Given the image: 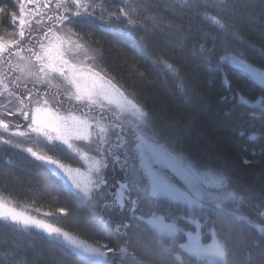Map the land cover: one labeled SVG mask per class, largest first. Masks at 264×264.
<instances>
[{
	"label": "snow or ice",
	"instance_id": "snow-or-ice-1",
	"mask_svg": "<svg viewBox=\"0 0 264 264\" xmlns=\"http://www.w3.org/2000/svg\"><path fill=\"white\" fill-rule=\"evenodd\" d=\"M230 3L231 0H177L181 7L199 10L203 6L204 11L199 14L206 21L226 35L231 33L239 37L235 25L221 15L229 11ZM120 4L117 10H109L106 0H55L57 11L46 16L43 10L50 7L51 0H19V16L12 13L13 22L17 19L19 22L18 38L5 40L0 36V60L7 53L9 59L4 63L8 70L19 73L14 76L13 85L20 87L19 81L31 79L36 90L27 89L25 84V93L13 92L5 82L7 75L0 71V96L7 92L8 96L15 97V113L28 121L25 129L21 130L19 124L12 129L9 121L0 119V130L25 139L35 134L36 143L24 146L4 135H0V143L29 153L53 176L62 179L77 196L91 202L93 208V197L98 193L104 201L102 209L122 217L116 222L111 215L107 219L101 216V219L113 234L123 238V243L113 247L100 240L89 242L76 232L60 226V217H67L68 209L57 207L55 211L40 215L41 210L35 208L33 211L38 215H33L29 211L30 206H17L2 193L0 222L19 226L25 231L32 228L41 230L49 239L86 264H148L131 246L133 235L136 242L159 260L160 264H185V257L194 258L202 264H232L233 240L241 241L246 249L245 264H264V185L259 189L249 184L236 187L225 171L226 166L200 165L186 158L182 152L169 147V141L175 143L171 137L162 143L164 130L156 129L145 105L139 102L138 94L129 93L116 81V77L104 74L103 70H96L95 61L100 53L98 49H91L87 43L90 34L74 31L73 25L77 23L95 25L99 21L102 27L122 24L132 39L136 38L135 33H144L139 36V42L144 49H148V34L152 29L160 27L161 18L149 12L144 0H120ZM27 5L34 7L29 9ZM209 7L215 8L216 14L209 12ZM4 11L0 7V12ZM45 19L49 23L47 30L42 31V39L37 41L39 50H36V46L25 47L23 42L26 34L31 36L33 21L39 28ZM169 27L172 25L169 24ZM177 31L181 33L180 39L185 40L183 29L178 28ZM209 39L212 40L210 48L206 46ZM201 40L203 42L198 45L199 52L209 57L215 54L217 37L203 33ZM249 46L256 47L251 43ZM259 52L264 56V47ZM11 57H16L15 63ZM153 63L163 65L167 72L179 77V67L163 56L154 57ZM224 64L241 71L261 89L260 96L255 100L239 95V102L259 109L264 116V65L254 64L244 51L233 48L226 39L223 41L218 66ZM128 69L130 75L141 81L144 79L145 73L135 63L128 64ZM57 75L70 89H74L66 90L64 95L78 102H86L88 112L79 116L71 113L62 115L52 107L53 101L48 98V90L52 87L60 88V84L55 83ZM224 79L228 83L227 74ZM36 85L43 86L45 90L42 92ZM177 87L191 99L182 80H178ZM54 96H60L59 90ZM221 99L226 101L227 97ZM0 108L6 109L7 105L0 104ZM97 108L101 113L107 109L111 119L91 116L90 113ZM7 115L14 113L7 112ZM224 115L228 117L231 112L227 111ZM110 132L114 138L109 135ZM245 134V130H239L240 136ZM94 136L95 145L91 150L97 155H91L89 150L74 143L85 141L92 145ZM40 138H43L45 145L54 146L57 142L66 145L85 162L86 171L73 167L57 155L49 154L41 146ZM247 138L255 141L257 136L253 132ZM109 158L124 173L123 181L117 182L119 186L114 192L107 190L108 181L104 175V170L109 166ZM136 160H139V165L135 163ZM243 162L252 163L247 159ZM162 169H168L179 177L182 186L174 183ZM142 199L154 204L167 202L169 205H177L181 211L176 214L169 207L167 214H145L140 208ZM249 208L254 217L249 214ZM212 215L224 221L220 229L216 228ZM239 224H247L254 231L251 235H245L236 227ZM183 225L191 227L185 228ZM142 233L148 236L144 237ZM181 238L185 242H180ZM0 264H26V261L17 258L11 251L0 250Z\"/></svg>",
	"mask_w": 264,
	"mask_h": 264
},
{
	"label": "trees",
	"instance_id": "trees-1",
	"mask_svg": "<svg viewBox=\"0 0 264 264\" xmlns=\"http://www.w3.org/2000/svg\"><path fill=\"white\" fill-rule=\"evenodd\" d=\"M15 2L16 0H0V7L5 9L0 12L2 29H5L12 19ZM169 9L173 10L176 16L177 26L170 22L167 24L183 29L186 39H168L161 27H158L148 34V50L153 58L163 56L179 67L180 74L177 78L163 72L154 64L153 60L142 52L143 46L140 42L122 35L115 29L102 27L98 23H79L75 31L90 34L87 43L92 49L99 50L101 68L107 75L116 77V81L128 92L138 94L139 102L145 105L156 129H163L162 136L175 140V144L181 147L179 148L188 159L197 161L200 165L226 166L225 171L234 186L249 184L259 189L264 185V116L259 109L241 104L239 95L255 100L260 96L261 89L241 71L227 64L216 65L215 59L221 55L223 41L226 39L233 48L244 51L254 64L264 65V56L259 52V49L264 47V0H231L229 11L221 13L229 23L235 25L239 37H234L231 33L226 35L206 21L199 14L204 9L181 6ZM208 11L216 14L215 8ZM203 33H211L217 37L216 52L210 57L199 52L198 45L203 42ZM249 43L255 44L256 47H250ZM206 46H212L211 39L207 41ZM131 63H135L138 69L145 73L142 81L129 74L128 64ZM225 74L228 83H225ZM178 80L183 81L191 99L178 89ZM221 97H227V100H222ZM227 111L231 112L228 117L224 115ZM240 129L245 130V136L239 135ZM253 132L257 139L250 141L247 137ZM55 154L64 162L72 163L63 150L59 149ZM244 159L252 163L245 164ZM0 193L10 197L20 206L39 208L44 212L64 207L69 210V215L60 217V226L76 232L89 242L100 240L109 246L116 243L114 234L103 224L101 217L93 214L85 203L66 187L62 179L53 176L41 163L26 154L8 152L7 149L0 148ZM167 207H171L173 212L176 208L181 211L177 205L167 204ZM248 212L254 217L251 208ZM57 216L60 214L57 213ZM211 219L216 222L217 229L224 224V221L215 215H212ZM201 222L203 223L202 220ZM236 227L245 235H251L254 231L247 224H239ZM141 235L148 236L143 233ZM183 241L184 238H181L180 242ZM131 246L148 264H160L159 260L136 242L135 235ZM231 246L232 264H245L246 249L242 242L233 240ZM0 250L13 252L17 258H23L26 264H86L42 234L26 233L2 222ZM185 264L202 262L185 257Z\"/></svg>",
	"mask_w": 264,
	"mask_h": 264
},
{
	"label": "rangeland",
	"instance_id": "rangeland-1",
	"mask_svg": "<svg viewBox=\"0 0 264 264\" xmlns=\"http://www.w3.org/2000/svg\"><path fill=\"white\" fill-rule=\"evenodd\" d=\"M144 2L145 3H151V2L153 3V1H150V0H144ZM161 3H163V5L167 8H171L173 6H179L177 4V0H164V1H161ZM120 6H121L120 0H106V7H108L109 10H117ZM32 7H34V6L33 5H27V8H29V9ZM211 8L212 7H209L208 9H211ZM43 11L45 12L46 16L47 15H53L57 11L55 8V0H51L50 7L44 9ZM15 13L17 14V17H18L19 16V0H16V2H15ZM48 23L49 22L45 19L44 24L38 28V26L33 21L32 26H31V36L29 37L26 34L25 40L23 42L25 47L36 46V50H39L38 45H37V41L42 39V31L47 30L46 26L48 25ZM97 23L100 24L99 21H97ZM149 25H150L149 27L151 28V24H149ZM18 28H19L18 19L15 22H13V20L11 19L9 22V25H7L5 29H2L0 27V36H2L5 40L18 38V36H17ZM108 28L112 29V30L115 29L118 32L122 33V35H127V28L125 25L121 24V25H116V26L108 27ZM73 29H74V25H73ZM26 33H27V28H26ZM141 33L142 32L135 33L136 38L133 40H136L137 42H139V36ZM25 55H27V53H25ZM8 59H9L8 54L4 53L3 60H0V71L4 72L7 75V80L5 82L8 83L9 88L13 92H16L17 94H22V93H25L24 85L26 84L27 89H31V90L35 91L36 89L34 88L31 79H22L21 81H19L18 83H20V87H16L15 85L12 84V80H13L14 76L19 75V73L8 70L7 64L4 63V61H7ZM11 59H12L13 63L16 62V57H11ZM89 63H91V61H89ZM159 67L161 68V70L163 72L169 73L163 68V65H162V67L161 66H159ZM95 68H96V70H103L101 68L100 63H99L98 56H97V59L95 61ZM103 73L106 74V72L104 70H103ZM170 75H173V74L170 73ZM173 76L177 78V76H175V75H173ZM55 83L60 84V88L57 89L55 87H52L48 90L49 91V97L48 98L53 101L52 107L55 110L59 111L60 114H62V115H68L71 113V114H75L78 116L82 115L85 112H88L86 102H78L75 99H69L68 97H66L64 95V92L66 90L74 91V89H70L69 86L61 78L58 77V75H57V79L55 80ZM36 88H40V90L42 92L45 90L44 87L41 85H36ZM58 90L60 92V96L56 97V96H54V93H56ZM9 101H11V103H8ZM57 101H59V102H57ZM0 104H6L7 105L6 109L0 108V119H4L6 121H9L10 122V128H12V129H14V126L16 124H19L21 126V130H24L28 121H25L23 119V117L19 115V113H15V108L17 106L16 98L8 96L7 92H5L2 96H0ZM7 112H13L14 115H7ZM90 115L93 117L106 116V117H108L109 120L111 119V113L107 109H105L103 113H101L100 109H98V108L93 109V111L90 113ZM0 135H4L6 138L12 139L14 142H19V143L23 144L24 146H30V145H34L36 143L35 134H33V136L31 138L25 139V138H21V137L11 136L9 133H3L2 130H0ZM109 135L114 138L112 132H110ZM168 138H169V136H162L161 142L162 143L165 142V140ZM74 143L84 150H89L91 155H97V153H95L94 151L91 150L94 148V145H95V136L93 137V144L92 145H89L85 141H74ZM40 144H41V146L45 147L46 150L49 151V154L56 155L55 153L57 152V150H59V149L63 150L64 153L68 154V156L71 158V160H72L71 165L73 167H80L82 171H86L87 166H86L85 162L79 156H77L75 153L71 152V150H69L66 145H62L59 142H57L56 145H54V146L53 145H45L43 142V138H40ZM169 147L174 148L177 152L183 151L182 149H180L181 148L180 146H179L180 147L179 148L177 144L172 143L171 141H169ZM0 148H5V149H7L8 152H11V151H13L15 153L20 152V153L26 154L29 157H31V155L29 153L22 151L21 149L15 148L11 145H5V144L0 143ZM182 153L187 158V156L184 154V151ZM31 158H33V157H31ZM33 159H35V158H33ZM122 159H123V157H122ZM37 162H39V161H37ZM135 163L137 165H139V160H136ZM162 171L167 176H169L173 180L174 183H176L178 186H182V181L180 180L179 177L173 175V173L171 171H169L168 169H162ZM104 175L108 181L107 190H111L113 192L116 191V189L119 186L117 182H121L124 179V173L121 171L120 166L118 164L113 165L111 158H109L108 168L104 170ZM65 185H66V183H65ZM66 187H68V186L66 185ZM72 192L75 195H77L73 190H72ZM105 198L111 199V197H105ZM93 199L95 201V207L94 208L92 207L91 202H86L85 200L81 199L93 214H95L99 217L103 216L104 219H107L109 217V215H111V218L114 222L122 219V217L119 214H117L115 212L109 213L107 210L102 209V204L104 203V201L100 199L98 193L94 194ZM167 204H168L167 202H161L160 204H154V203H152L146 199H142L141 204H140V208H141L142 212L145 214H149L152 212H156L157 214H161V213L167 214V210H168ZM17 206H20V205L17 204ZM20 207H22V206H20ZM29 211H31L33 215H38L35 211H33L32 208H29ZM43 212L44 211H41L40 215H42ZM173 213L179 214L178 209L177 208L174 209ZM102 222H103V220H102ZM2 224L8 225L12 228L18 229V230L26 232V233L38 232L42 235H46L41 230H38L35 228H32V229L25 231V230L21 229L19 226L6 224L3 222H2ZM183 226L185 228L191 227L190 225H183ZM143 234H146V233H143ZM114 236L116 238V243L113 245V247L121 245L123 243V238L117 237L115 234H114ZM183 242H185V241H183Z\"/></svg>",
	"mask_w": 264,
	"mask_h": 264
},
{
	"label": "bare ground",
	"instance_id": "bare-ground-1",
	"mask_svg": "<svg viewBox=\"0 0 264 264\" xmlns=\"http://www.w3.org/2000/svg\"><path fill=\"white\" fill-rule=\"evenodd\" d=\"M150 1H153V3H147L148 4V10L150 13H155L156 15H158L160 18H161V24H160V27L161 29L163 30V34H165V37L168 38V39H174V38H179L180 39V35L181 33L177 31L178 28L180 27H169V25L167 24L168 22H170L171 24L177 26L175 23L176 20V16L173 14V10L165 7L163 5V3H161V1H164V0H150ZM201 10L204 9V7L202 6L200 8ZM148 13H145V15H147ZM174 21H172V20ZM97 23V22H96ZM79 24V23H77ZM77 24H74V31L75 29H77ZM99 24V23H98ZM150 24V22H149ZM150 26V25H149ZM204 31V30H203ZM199 34L201 32H198ZM128 37V36H127ZM192 45V44H190ZM193 46V45H192ZM92 49V48H91ZM142 52H144L150 59H154L152 57V54L149 52L148 49H144L142 47ZM220 56V55H219ZM219 56L215 59V63L216 65H219ZM215 58V57H214ZM169 61V60H168ZM170 62V61H169ZM157 66H161L160 64H156Z\"/></svg>",
	"mask_w": 264,
	"mask_h": 264
}]
</instances>
